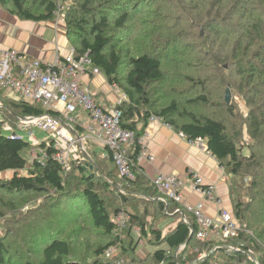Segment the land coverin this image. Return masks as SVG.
<instances>
[{"label":"trees","instance_id":"1","mask_svg":"<svg viewBox=\"0 0 264 264\" xmlns=\"http://www.w3.org/2000/svg\"><path fill=\"white\" fill-rule=\"evenodd\" d=\"M62 1H71L60 20L77 55L88 54L127 98L121 126L136 136L131 161L151 116L187 141L204 140L224 170L227 210L241 231L234 239L201 241L195 217L180 204L161 201L143 171L135 169L126 181L110 153L105 163L82 152L65 172L51 140L35 145L0 129V174L10 173L0 179V264H264V241L257 238L264 226L250 223L248 213L259 200L264 214V0ZM58 2L0 5L22 20L48 22ZM3 93L0 114L9 120L1 123L12 130L21 118L47 113ZM32 149L38 157L29 160L24 154ZM7 194L16 196V204ZM5 209L20 210L11 219ZM120 212L129 216L123 228L114 221ZM169 218L174 226L162 229ZM134 228L154 247L146 258L135 254ZM110 248L125 257L107 258Z\"/></svg>","mask_w":264,"mask_h":264},{"label":"built area","instance_id":"2","mask_svg":"<svg viewBox=\"0 0 264 264\" xmlns=\"http://www.w3.org/2000/svg\"><path fill=\"white\" fill-rule=\"evenodd\" d=\"M61 10L64 8L61 7L54 13L56 20L61 19ZM87 75L97 77L101 72L88 54L77 55L74 47L69 48L64 57L56 56L51 62L30 60L16 50L0 49V90L6 94L13 93L17 99L35 104L47 112L38 117L19 119L15 130L9 127L8 137L24 139L18 134L20 131L25 132L29 140H35L34 127L45 131L51 138L50 142H53L54 158L65 172L69 171L73 159L82 152L86 153L84 144L90 141L107 149L118 176L131 181L134 179L135 169L142 172L143 164L154 161L148 147V127L138 139L139 153L136 162H133L129 158V152L136 145V136L133 131L121 126L120 106L127 101L126 96L121 94L114 107L105 108L88 89L82 88L81 79ZM111 90L116 94L120 92L115 85H111ZM155 122L164 124L155 116H151L147 124L149 126ZM180 136L184 137L181 133ZM190 142L201 149L206 148L202 139ZM37 157V152L35 155L31 153L32 159ZM84 160L85 158L80 159ZM151 181L161 201L180 204L195 217L198 225L197 239L226 241L236 238L241 231L226 208L220 207L216 218L206 216V204L221 206L214 185H205L194 176L191 187L201 200L195 205H186L182 194L183 182L176 175L158 174ZM128 219L127 213L120 212L114 221L123 228ZM229 250L233 249L230 247ZM116 252L115 248H110L105 256L110 258ZM254 264L258 262L254 261Z\"/></svg>","mask_w":264,"mask_h":264},{"label":"crops","instance_id":"3","mask_svg":"<svg viewBox=\"0 0 264 264\" xmlns=\"http://www.w3.org/2000/svg\"><path fill=\"white\" fill-rule=\"evenodd\" d=\"M71 47L62 20L55 18L48 22L22 20L11 15L0 5V49L16 50L30 60L51 62L56 56L64 57ZM81 85L108 109L114 107L121 96V92L116 94L111 90V85L102 74L97 77L84 76ZM147 123L146 127L150 134L148 147L154 161L143 164L144 174L149 179L158 174L176 175L183 182L182 194L186 205H195L201 200L199 194L191 187L192 178L195 176L205 185H214L216 195L221 201V206L213 203L205 205L207 217L216 218L220 207L230 209L226 176L217 159L208 153L206 148L201 149L194 142L187 141L169 125L155 122L148 126ZM140 127L142 124L138 125V128ZM84 147L87 153L109 163L108 150L90 141L85 143Z\"/></svg>","mask_w":264,"mask_h":264},{"label":"rangeland","instance_id":"4","mask_svg":"<svg viewBox=\"0 0 264 264\" xmlns=\"http://www.w3.org/2000/svg\"><path fill=\"white\" fill-rule=\"evenodd\" d=\"M58 3H60V4H58V8H57V10L58 9H60L61 7L62 8H64V10L62 11L61 10V12H60V18H62L63 19V17H64V12L67 10V8L71 5V1L69 2V1H62V0H59V2ZM69 5V6H68ZM124 74V69H121V75H123ZM4 94V93H3ZM5 95V96H4ZM3 95V97L4 98H6V97H8L7 96V94H4ZM10 97H13V98H17L13 93H9L8 94ZM236 99L237 100H239V97H236ZM197 110L198 111H201V112H207V111H205V110H203L202 108H197ZM0 113H2V110H0ZM2 118H4V120H9L8 118H7V116L4 114V112H3V115H1L0 114V129L2 130V132H3V134L4 135H9V133H10V130H8L9 129V126H8V123L7 124H2L1 123V120H2ZM7 118V119H6ZM164 123V122H163ZM164 124H166V123H164ZM167 125V124H166ZM33 131H34V136H35V140H29L28 138H27V136H26V133L25 132H20V131H18V134L20 135V136H22V137H24V139H26L27 141H29V143H31V144H40L41 142H46V143H48V141H49V139H51L50 138V136H49V134L48 133H46L45 131H42V130H40V129H38V128H36V127H34V129H33ZM248 140V139H247ZM98 146V145H97ZM36 152H37V150L35 149V150H31L29 153H26V154H24V156H25V158H27V159H31V153L33 154V155H35L36 154ZM9 175H10V173H2V174H0V179H5V178H8L9 177ZM244 183L245 184H249L250 182H249V180L247 179V180H244ZM1 193V192H0ZM1 195V194H0ZM4 195V194H3ZM6 197L7 198H11V199H9V200H11V202H13V204H16V196L15 195H9V194H7L6 195ZM20 198H23V196H20ZM30 205H33V203L32 204H30ZM19 210L20 209H16V212H14V213H12L11 211H9V209H5V217L6 218H11V219H16L17 218V214H18V212H19ZM248 213H250V219H249V221H250V223H257V224H259V226H260V228L262 227L263 228V226H264V214L261 212V210H260V201L258 200L256 203H254L253 204V209H251L250 208V210L248 211ZM22 214V213H21ZM116 217V216H115ZM256 224V225H257ZM77 225H79V224H77ZM174 226V223H172L171 221H168V220H165L164 222H163V224L161 225V228L162 229H164V230H167V229H169V228H171V227H173ZM68 228H70V226H68L67 227V229ZM252 228H253V230H254V233H255V236L257 237V229L255 228V226H252ZM66 229V230H67ZM65 230V231H66ZM84 235L86 236V237H89V238H91L92 237V235L93 234H86V233H84ZM257 238H259V240H263L264 241V236H262L261 235V237H257ZM131 239L133 240V241H135V244H136V250H135V254L137 255V256H139V257H141V258H146V256H148V254L150 253V252H152L153 250H154V247L153 246H151V245H149V243H147V240H145L146 238H143V237H141V234L139 233V231H138V229L137 228H134L133 229V231H132V237H131ZM117 256H120L121 258H124L125 256H123L120 252H116L112 257H117ZM112 257H110V258H112ZM90 261L91 260H89L88 261V263H90Z\"/></svg>","mask_w":264,"mask_h":264},{"label":"water","instance_id":"5","mask_svg":"<svg viewBox=\"0 0 264 264\" xmlns=\"http://www.w3.org/2000/svg\"><path fill=\"white\" fill-rule=\"evenodd\" d=\"M201 35H202V32H201ZM231 100H232V95L230 93V90L227 89L226 92H225V102H226V104H230ZM93 166L94 165H91L90 168H93Z\"/></svg>","mask_w":264,"mask_h":264},{"label":"bare ground","instance_id":"6","mask_svg":"<svg viewBox=\"0 0 264 264\" xmlns=\"http://www.w3.org/2000/svg\"><path fill=\"white\" fill-rule=\"evenodd\" d=\"M122 106V105H121ZM111 107V106H110ZM97 145V144H96ZM112 161V160H111ZM143 168V167H142ZM144 172V171H143ZM135 173V172H134ZM142 173V172H141Z\"/></svg>","mask_w":264,"mask_h":264}]
</instances>
